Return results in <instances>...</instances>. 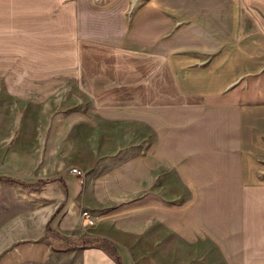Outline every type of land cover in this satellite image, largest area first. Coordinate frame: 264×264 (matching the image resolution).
<instances>
[{
    "label": "crops",
    "instance_id": "crops-1",
    "mask_svg": "<svg viewBox=\"0 0 264 264\" xmlns=\"http://www.w3.org/2000/svg\"><path fill=\"white\" fill-rule=\"evenodd\" d=\"M246 2L70 0L98 86L58 98L40 141L0 144V264H264V31H245Z\"/></svg>",
    "mask_w": 264,
    "mask_h": 264
},
{
    "label": "rangeland",
    "instance_id": "rangeland-1",
    "mask_svg": "<svg viewBox=\"0 0 264 264\" xmlns=\"http://www.w3.org/2000/svg\"><path fill=\"white\" fill-rule=\"evenodd\" d=\"M246 1L245 31H264V0ZM69 2L0 0V144L40 141L58 98L79 96L82 105L86 90L98 86L103 55L74 40Z\"/></svg>",
    "mask_w": 264,
    "mask_h": 264
},
{
    "label": "built area",
    "instance_id": "built-area-1",
    "mask_svg": "<svg viewBox=\"0 0 264 264\" xmlns=\"http://www.w3.org/2000/svg\"><path fill=\"white\" fill-rule=\"evenodd\" d=\"M74 175H76L79 179H80V182H81V177L83 176V173H76V172H72ZM80 224L83 226V227H90L92 226V218L90 216V214H88L87 212H83L81 213V216H80Z\"/></svg>",
    "mask_w": 264,
    "mask_h": 264
},
{
    "label": "trees",
    "instance_id": "trees-1",
    "mask_svg": "<svg viewBox=\"0 0 264 264\" xmlns=\"http://www.w3.org/2000/svg\"><path fill=\"white\" fill-rule=\"evenodd\" d=\"M75 248H92L93 246H85V245H83V246H74Z\"/></svg>",
    "mask_w": 264,
    "mask_h": 264
},
{
    "label": "bare ground",
    "instance_id": "bare-ground-1",
    "mask_svg": "<svg viewBox=\"0 0 264 264\" xmlns=\"http://www.w3.org/2000/svg\"><path fill=\"white\" fill-rule=\"evenodd\" d=\"M74 172H76V173H82V172H78V171H74ZM83 177V176H82Z\"/></svg>",
    "mask_w": 264,
    "mask_h": 264
}]
</instances>
